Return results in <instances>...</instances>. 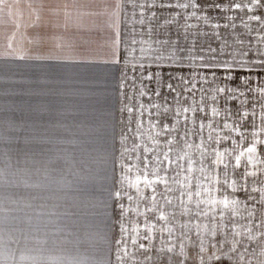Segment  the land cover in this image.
<instances>
[{"label":"rangeland","instance_id":"obj_1","mask_svg":"<svg viewBox=\"0 0 264 264\" xmlns=\"http://www.w3.org/2000/svg\"><path fill=\"white\" fill-rule=\"evenodd\" d=\"M188 2L163 0L175 11L156 13L153 5L159 7L161 0H32L42 10L35 20L22 0H12V10L1 13L6 33L0 35V211L6 194L19 210L20 197L13 196L25 193L29 211L46 199L43 189L63 187L50 172L27 168L37 164L42 169L98 166L106 172L86 173L99 175L82 179L86 187L92 182L104 187L114 170L124 176L125 192L139 179L144 184L136 196L164 195L166 185L172 196L201 197L206 211L211 207L214 167L228 162L229 155L235 160L232 151L244 147L243 138L234 139L244 136L245 115L255 110L260 117L264 19H253L261 10L249 0H232L230 11L228 0H218L223 15L213 10L207 21L212 0H201L203 11L176 7ZM236 3L243 7L236 9ZM164 18L180 23L167 26ZM37 21L41 32L35 27L29 34ZM11 27L13 33L7 32ZM201 57L227 62L241 70L242 79L229 81V73L216 70L215 80ZM155 72H161V87L158 77L145 79ZM181 77L196 79L194 96L184 91L191 84ZM169 83L183 91L179 105ZM217 87L234 92L216 93ZM200 89L208 90L203 99ZM189 106L198 108L199 118L191 108L183 111ZM165 108L171 113L162 130ZM248 125L250 132H259V124ZM157 153L159 159L167 153L168 160L159 165Z\"/></svg>","mask_w":264,"mask_h":264},{"label":"crops","instance_id":"obj_2","mask_svg":"<svg viewBox=\"0 0 264 264\" xmlns=\"http://www.w3.org/2000/svg\"><path fill=\"white\" fill-rule=\"evenodd\" d=\"M25 1L23 10L36 20L40 3ZM0 3L1 35L6 33L1 13L12 10V0ZM37 25H31L29 34L41 32ZM7 32L13 33L12 27ZM257 114L252 110L251 117L245 115L244 136L234 139L238 143L243 138L244 147L232 151L235 160L229 155L228 162L214 167L207 211L205 199L172 196L166 185L164 195L153 191L136 196L144 184L136 179L132 191L125 192V178L114 170L105 188L95 182L86 187L82 179L99 177L86 173L106 171L98 166L42 169L29 164L27 168L48 171L64 185L43 189L46 199L29 211L25 193L13 196L20 197L19 210L18 202L6 194L0 211V264H264V77L259 119ZM248 124H259V132H250Z\"/></svg>","mask_w":264,"mask_h":264},{"label":"snow or ice","instance_id":"obj_3","mask_svg":"<svg viewBox=\"0 0 264 264\" xmlns=\"http://www.w3.org/2000/svg\"><path fill=\"white\" fill-rule=\"evenodd\" d=\"M249 3H251L254 6V8L261 10L259 15H255V14L253 15V19H256V20L264 19V0H249ZM231 6H232V0H228L227 11L231 10ZM176 7L177 8H181V9H195L196 11H203V6L201 4V0H196L195 3L191 2V0H189L188 3H179V4H177ZM242 7H243L242 3H236L235 4V8L236 9H240ZM153 8H155L156 13H161L163 11H169V12L175 11V8L171 7L170 5L165 6L163 4V0H161V5L159 7H156V5H153ZM213 10L217 11L218 13H220V7H219L218 0H212V7L209 9V15L207 17H205L206 21L210 19L211 12ZM220 14L223 15V13H220ZM245 14H247V12H245ZM192 15H193V18H196L195 17V12H193ZM164 19H165V25H167V26H175V25L180 23V22H175L173 20H170L168 18H164ZM183 20H184V17L182 16L181 17V21H183ZM187 31H188V29H187V27H185V32L187 33ZM177 35L178 36L180 35L179 30H177ZM182 38L185 41H187L189 37H188L187 34H185V35H183ZM180 50L183 51L184 49L181 48ZM188 50L190 52L191 48H189ZM209 51H214V50L209 49ZM201 59L203 60L202 67L208 69L209 71H212L213 77H214L215 80L219 79V77L216 76V70H221V71L229 73L225 77L229 81H238V80L242 79V77L240 75H238V73L241 70L238 69V68H234L232 65L227 64V62H224V63H221L219 61L213 62L212 59H204L203 57H201ZM141 67H143V65H141ZM157 67L161 68V72L164 71V67L161 64L158 63ZM161 72L150 73V74H148L147 77H145V79L151 81L154 78L158 77L159 78V82H160V87H161L162 84L164 83L163 78L161 76ZM168 79L172 80V79H175V77L169 75ZM180 79L183 81V77H181ZM201 79L204 82H207V77H202ZM195 80L196 79H192V80H189V81H183V82H185L187 84H191V87L184 89V91H187L190 96H194L195 92L197 91ZM167 88L170 90L171 93H175L174 101H175V103L177 105H179L181 103V101L178 99V97L183 95V91L177 92L176 88L170 83L167 84ZM200 91H201V98L203 99V93L208 91V90L207 89H200ZM215 92L216 93H226V92H234V90L233 89H228V88L217 87L215 89ZM155 95L156 96H160L161 92L160 91H156ZM224 100L227 101V96L224 97ZM213 102H215V97H213ZM165 103H167L166 100H165ZM184 103H187V100H185ZM153 106L156 107V105H153ZM190 108H191V106L186 107V108L183 109V111L186 113V112H188L190 110ZM191 111L196 112L197 118H199V110H198V108H191ZM215 111L216 110L213 109V112H215ZM238 111L239 110L237 109V112ZM170 113H171V109H168V108H165L164 112L161 113V128H162V130H167V125H165L163 123V121H164V119H170ZM174 114L178 116L180 113H179V111H177ZM224 127L227 128L228 125L224 124ZM125 139H128V137H125ZM135 147H136L135 144H133V150L135 149ZM145 151H149V149L145 148ZM248 151L249 152H253V151H255V149L254 148H249ZM160 155L161 154L157 153L156 159L159 161V165H162L165 160H168V155H167V153H164L163 154V159H159ZM151 162L152 161H148V163H151ZM237 162H239V158H237ZM145 167H147V163L145 164ZM145 179L147 180V177ZM160 182L161 183H165V181L163 179H161ZM117 195H119V193H117ZM129 198L131 199V197H129ZM153 199H155V197H153ZM169 203H170V201H169ZM160 218L164 219L163 214H161ZM135 242L136 241L133 240L134 244H135ZM140 247L143 248L144 247L143 244H141ZM169 251H171V249H169Z\"/></svg>","mask_w":264,"mask_h":264}]
</instances>
